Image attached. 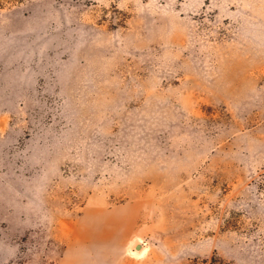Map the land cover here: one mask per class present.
Masks as SVG:
<instances>
[{"label":"rangeland","instance_id":"1","mask_svg":"<svg viewBox=\"0 0 264 264\" xmlns=\"http://www.w3.org/2000/svg\"><path fill=\"white\" fill-rule=\"evenodd\" d=\"M0 264H264V0H0Z\"/></svg>","mask_w":264,"mask_h":264},{"label":"bare ground","instance_id":"2","mask_svg":"<svg viewBox=\"0 0 264 264\" xmlns=\"http://www.w3.org/2000/svg\"><path fill=\"white\" fill-rule=\"evenodd\" d=\"M137 239H138V238H137ZM139 242H141L140 239H139ZM131 247H132V246H131ZM146 249H147V248H146L145 246H143V247L141 246V248H140L139 250L132 249V248L128 247L129 253L133 254V256L144 254L145 251H146Z\"/></svg>","mask_w":264,"mask_h":264},{"label":"water","instance_id":"3","mask_svg":"<svg viewBox=\"0 0 264 264\" xmlns=\"http://www.w3.org/2000/svg\"><path fill=\"white\" fill-rule=\"evenodd\" d=\"M135 248H136V249H140V248H141V244H140V243L136 244V245H135Z\"/></svg>","mask_w":264,"mask_h":264}]
</instances>
